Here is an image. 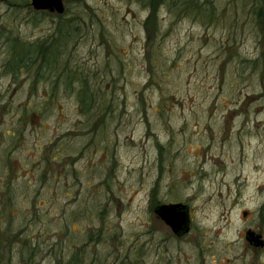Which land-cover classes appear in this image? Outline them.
Wrapping results in <instances>:
<instances>
[{"label":"rangeland","instance_id":"374dc122","mask_svg":"<svg viewBox=\"0 0 264 264\" xmlns=\"http://www.w3.org/2000/svg\"><path fill=\"white\" fill-rule=\"evenodd\" d=\"M199 1L0 0L1 264H264V14Z\"/></svg>","mask_w":264,"mask_h":264},{"label":"trees","instance_id":"16d2710c","mask_svg":"<svg viewBox=\"0 0 264 264\" xmlns=\"http://www.w3.org/2000/svg\"><path fill=\"white\" fill-rule=\"evenodd\" d=\"M169 1L170 0H143V3L149 8V13L146 16L145 20H144V25H145V31L148 37H151L154 35V32L156 31V27H158L157 25V19H156V14H157V10L159 8L160 5H162L163 3H165L166 5H169ZM181 1V0H179ZM255 3L257 2V4H259L256 7V11L255 14L257 16L263 15L264 14V0H254ZM183 2L185 3L184 8H190L196 4H200L201 1L199 0H183ZM200 7V6H198ZM180 8V6H179ZM201 15H203V18H207L210 14V10L205 11L203 9V14L199 13ZM20 46L22 47V51L21 53H19L17 50H12L10 53V58L7 61V65L13 61V65H30L31 63H35L37 61L38 58H45V53H42L44 50V46L43 43H38V44H31L30 42H21ZM47 56V55H46ZM51 57V56H49ZM17 62V63H16ZM55 62V58L53 59V63ZM50 63V62H48ZM44 64L47 65V67L49 68V70L51 69L50 64ZM50 66V67H49ZM54 69V68H53ZM57 74V73H55ZM86 80L84 81H80L81 82V88H80V92H84L87 89V85L85 83ZM85 102L83 100V98L80 99V107L81 108H85ZM33 260V250L30 251L25 258V263L24 264H32L31 261ZM79 259L76 258V255H72V258L70 261H68L65 264H79L80 261H78ZM81 260V259H80ZM1 264V263H0Z\"/></svg>","mask_w":264,"mask_h":264},{"label":"water","instance_id":"95a60500","mask_svg":"<svg viewBox=\"0 0 264 264\" xmlns=\"http://www.w3.org/2000/svg\"><path fill=\"white\" fill-rule=\"evenodd\" d=\"M31 4L35 9L47 8L49 10L63 11L62 0H31ZM154 212L170 226L176 234L188 231L189 217L187 207L182 203L161 204L154 208ZM247 240L254 244H262L259 235H255L253 231L246 230Z\"/></svg>","mask_w":264,"mask_h":264},{"label":"flooded vegetation","instance_id":"af4514ba","mask_svg":"<svg viewBox=\"0 0 264 264\" xmlns=\"http://www.w3.org/2000/svg\"><path fill=\"white\" fill-rule=\"evenodd\" d=\"M246 230H250V229H246ZM245 234H246V231H245ZM260 236V235H259ZM245 238H247V235H245ZM260 239H262V244H260V246H264V238H262L261 236L259 237ZM247 240V239H246ZM250 243V241H249ZM253 245H255L253 242H252Z\"/></svg>","mask_w":264,"mask_h":264}]
</instances>
